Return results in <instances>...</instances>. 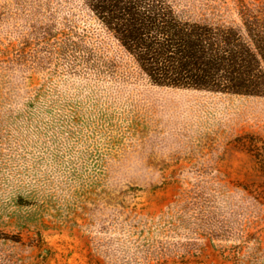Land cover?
Masks as SVG:
<instances>
[{
    "label": "rangeland",
    "instance_id": "374dc122",
    "mask_svg": "<svg viewBox=\"0 0 264 264\" xmlns=\"http://www.w3.org/2000/svg\"><path fill=\"white\" fill-rule=\"evenodd\" d=\"M166 2L213 24L239 23L244 4L264 12V0ZM35 89L42 108H25ZM249 145L264 147V97L153 85L81 0H0V264H142L128 246L154 238L195 179L238 193L239 234L158 264H264Z\"/></svg>",
    "mask_w": 264,
    "mask_h": 264
},
{
    "label": "trees",
    "instance_id": "16d2710c",
    "mask_svg": "<svg viewBox=\"0 0 264 264\" xmlns=\"http://www.w3.org/2000/svg\"><path fill=\"white\" fill-rule=\"evenodd\" d=\"M81 3L153 85L264 97V12L255 5L239 8V23L213 24L182 18L166 0ZM7 89L5 98L20 97V88ZM34 92L24 96L25 108L41 109ZM250 146L264 172V147ZM195 180L154 225V238L136 237L128 246L142 264L195 255L204 239L231 241L239 234L233 226L241 215L238 193L221 179Z\"/></svg>",
    "mask_w": 264,
    "mask_h": 264
}]
</instances>
